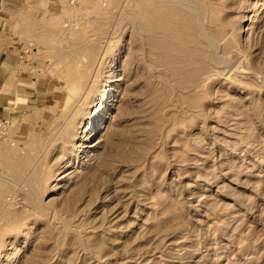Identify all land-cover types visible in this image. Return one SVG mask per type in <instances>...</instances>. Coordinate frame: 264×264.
Returning <instances> with one entry per match:
<instances>
[{"label":"rangeland","instance_id":"rangeland-1","mask_svg":"<svg viewBox=\"0 0 264 264\" xmlns=\"http://www.w3.org/2000/svg\"><path fill=\"white\" fill-rule=\"evenodd\" d=\"M10 1L0 264H264V0Z\"/></svg>","mask_w":264,"mask_h":264},{"label":"crops","instance_id":"crops-1","mask_svg":"<svg viewBox=\"0 0 264 264\" xmlns=\"http://www.w3.org/2000/svg\"><path fill=\"white\" fill-rule=\"evenodd\" d=\"M10 2V0H0V39L4 38V33L8 28V16H5L2 11L4 7L10 5ZM4 57L5 53L1 52L0 120H5L20 129L23 127L25 130L35 122L46 118V103L41 99L40 93L33 86H30V82L24 76L13 74L15 72L11 69L13 64H6Z\"/></svg>","mask_w":264,"mask_h":264},{"label":"bare ground","instance_id":"bare-ground-1","mask_svg":"<svg viewBox=\"0 0 264 264\" xmlns=\"http://www.w3.org/2000/svg\"><path fill=\"white\" fill-rule=\"evenodd\" d=\"M205 80V79H204ZM105 95H106V92H103V93H100V99H101V101H103V98L105 97ZM93 106V105H92ZM80 124V123H79ZM94 129H92V131H93ZM82 135H84V133L82 134ZM86 135V134H85ZM85 136H80V138H84ZM104 137V136H103ZM97 140V139H96ZM98 142V141H97ZM99 143V142H98ZM95 145H97V144H95ZM95 145H92V146H95ZM91 146V145H90ZM67 175V174H66ZM62 177V176H61ZM60 179V178H59Z\"/></svg>","mask_w":264,"mask_h":264},{"label":"built area","instance_id":"built-area-1","mask_svg":"<svg viewBox=\"0 0 264 264\" xmlns=\"http://www.w3.org/2000/svg\"><path fill=\"white\" fill-rule=\"evenodd\" d=\"M3 134L2 133H0V136H2Z\"/></svg>","mask_w":264,"mask_h":264}]
</instances>
